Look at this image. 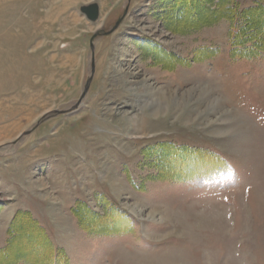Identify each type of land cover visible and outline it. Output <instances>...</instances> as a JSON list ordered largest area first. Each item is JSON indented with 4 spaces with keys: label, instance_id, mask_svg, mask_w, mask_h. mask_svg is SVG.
<instances>
[{
    "label": "rangeland",
    "instance_id": "374dc122",
    "mask_svg": "<svg viewBox=\"0 0 264 264\" xmlns=\"http://www.w3.org/2000/svg\"><path fill=\"white\" fill-rule=\"evenodd\" d=\"M2 250L264 264V0H0Z\"/></svg>",
    "mask_w": 264,
    "mask_h": 264
},
{
    "label": "water",
    "instance_id": "95a60500",
    "mask_svg": "<svg viewBox=\"0 0 264 264\" xmlns=\"http://www.w3.org/2000/svg\"><path fill=\"white\" fill-rule=\"evenodd\" d=\"M80 12L83 13L89 20L93 21L97 18L98 8L94 4V5L80 8Z\"/></svg>",
    "mask_w": 264,
    "mask_h": 264
},
{
    "label": "trees",
    "instance_id": "16d2710c",
    "mask_svg": "<svg viewBox=\"0 0 264 264\" xmlns=\"http://www.w3.org/2000/svg\"><path fill=\"white\" fill-rule=\"evenodd\" d=\"M24 216H26V215H24ZM35 229L37 228V227H35V226H33ZM37 230V229H36ZM39 230V229H38ZM42 232V231H41ZM19 234V233H18ZM48 250H49V252L51 253V251H53V249L51 248V246L49 245L48 246ZM6 252V250H2V251H0V256H2L1 254H4ZM5 255H6V253H5ZM19 261H23L24 263L26 262L25 260H24V258L23 257H21L20 259H19ZM17 262V261H16ZM16 262H13V264L14 263H16ZM31 262V261H30ZM53 262H54V260H53ZM4 262H2V261H0V264H3ZM33 264H35V263H33ZM55 264V263H54Z\"/></svg>",
    "mask_w": 264,
    "mask_h": 264
}]
</instances>
